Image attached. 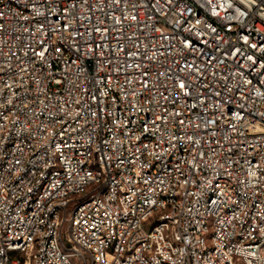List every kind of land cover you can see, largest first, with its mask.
<instances>
[{
	"label": "built area",
	"instance_id": "built-area-1",
	"mask_svg": "<svg viewBox=\"0 0 264 264\" xmlns=\"http://www.w3.org/2000/svg\"><path fill=\"white\" fill-rule=\"evenodd\" d=\"M0 264H264V0H0Z\"/></svg>",
	"mask_w": 264,
	"mask_h": 264
}]
</instances>
